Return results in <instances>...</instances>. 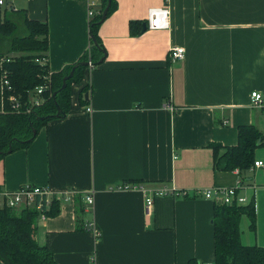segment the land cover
I'll return each instance as SVG.
<instances>
[{
  "label": "crops",
  "instance_id": "crops-1",
  "mask_svg": "<svg viewBox=\"0 0 264 264\" xmlns=\"http://www.w3.org/2000/svg\"><path fill=\"white\" fill-rule=\"evenodd\" d=\"M112 4L96 28L104 59L70 85L65 116L47 121L27 147L3 157L0 186L73 191L56 215L36 221L35 240L56 264H212L213 209L222 202L194 192L235 184L256 215L253 230L241 217V242L264 247V167L251 173L214 166L215 146L221 154L235 145L239 126L249 124L262 137L254 161L264 162V111L250 104L252 91L264 99V0ZM165 4L166 28L130 32L132 22L146 24L149 8ZM12 7L46 23L51 72L90 50L97 12L87 15L86 0H6L0 22ZM172 46L184 48L183 59H169ZM135 183L168 193L147 209V191L115 188ZM90 191L92 206L85 202Z\"/></svg>",
  "mask_w": 264,
  "mask_h": 264
},
{
  "label": "trees",
  "instance_id": "trees-1",
  "mask_svg": "<svg viewBox=\"0 0 264 264\" xmlns=\"http://www.w3.org/2000/svg\"><path fill=\"white\" fill-rule=\"evenodd\" d=\"M102 1L100 11L106 5ZM112 0L107 13L112 9ZM107 15V14H106ZM101 13L90 20V50L84 52L73 64L59 72H52L45 76L47 66L40 59L47 54L48 38L47 25L31 20L22 9L13 7L0 22V57L4 59L0 66V75L3 71L9 79L15 93L26 101L27 93L37 85L49 84L45 102L26 112L25 106L19 111L6 106L5 112H0V161L3 157L19 148L27 147L39 129L47 121L56 118V106L61 112L57 117H63L69 109V88L72 83L81 81L86 66L81 62L92 60L93 66L100 64L104 59L105 49L96 34V28L101 23ZM132 22L130 32L141 33L142 28H136ZM95 41V43L93 42ZM75 66V67H74ZM74 67L73 75L67 80L66 87L60 89L62 78ZM55 97L54 91L58 90ZM89 88L84 87L81 93L83 105L88 103L85 94ZM41 119L42 117H46ZM35 130V131H34ZM35 132V133H34ZM261 132L252 124L241 125L238 128L237 143L223 147V152H217L215 146L214 166L219 169H235L247 171L254 162V150L261 143ZM10 149V151H8ZM59 212V200L52 198L47 211V217ZM38 212L34 209H16L0 205V259L4 264H56L52 252L47 246L39 245L35 240L36 220ZM246 216L249 227L255 228L254 202L247 204H215L212 216L214 237V261L212 264H264V247L245 245L240 239V220Z\"/></svg>",
  "mask_w": 264,
  "mask_h": 264
},
{
  "label": "built area",
  "instance_id": "built-area-1",
  "mask_svg": "<svg viewBox=\"0 0 264 264\" xmlns=\"http://www.w3.org/2000/svg\"><path fill=\"white\" fill-rule=\"evenodd\" d=\"M6 0H0V5L4 4ZM87 1V15L89 17L93 16L95 12L101 13L100 8L102 5V0H86ZM95 6H100L98 11H95ZM168 16L169 9L167 4L159 7H151L147 12V22L146 27L148 29H163L168 26ZM185 50L180 46H172L169 50V59L181 60L184 58ZM8 61L9 59H4ZM3 57H0V66L4 61ZM40 61L47 66V71L45 76L49 78L52 74L47 64V56H44ZM92 60L89 57L88 65L92 66ZM50 88L49 84H40L37 85L31 92L27 93L26 101L20 99V94L14 92L13 87L6 76V72L3 71L0 75V112L3 113L6 110V106L11 107L12 109L19 111L22 106H25L26 112H30L33 108L41 105L45 102L46 92ZM250 104L254 107H260L264 111V99L260 92L252 91L250 93ZM171 111L175 110L174 106L171 103H166L165 105ZM87 111H90L89 106L86 107ZM264 167V162L262 160H255L253 165L250 166V170L254 168ZM237 172L239 171L236 169ZM117 189H139L142 191H147L145 197V207L150 209L153 204L154 197L156 195H162L168 193V189L163 187L160 189H146L142 184H121L116 186ZM240 184H235L232 186H214L212 188H207L202 191H196L194 194L202 195L207 199H219L224 204L238 203L243 204L245 198L239 195L238 189ZM60 192H54L51 188L41 185H32V184H22L18 188L13 190H7L0 186V205L12 209H34L37 210L38 216L36 221H43L47 218L45 211L48 210L52 198L55 197L59 201L62 199H71L73 191L67 190L63 194ZM62 195V196H61ZM93 191L87 192L85 195V202L87 205H93ZM210 264V263H206Z\"/></svg>",
  "mask_w": 264,
  "mask_h": 264
},
{
  "label": "water",
  "instance_id": "water-1",
  "mask_svg": "<svg viewBox=\"0 0 264 264\" xmlns=\"http://www.w3.org/2000/svg\"><path fill=\"white\" fill-rule=\"evenodd\" d=\"M110 2H111V0H107V2H106V5H105V7L103 8V10H102V12H101V18H100V22L101 21H103V19L106 17V14H107V11H108V8H109V6H110ZM146 29V24H143L142 25V31H144ZM141 31V32H142ZM94 43H95V41H93ZM102 61V59H100V62ZM82 63V65H84V66H88V61H86V62H81ZM75 67V66H74ZM74 67H72L71 69H70V71L68 72V74H66V75H64L63 76V78H62V83H61V86H60V89H64L65 87H66V83H67V80L68 79H70L71 77H72V75H73V71H74ZM59 91V89L58 90H56V91H54L53 92V94H52V97L54 98L55 97V95H56V93ZM85 98H87V94H85ZM60 112H61V110H60V108H59V106H56V113L54 114V116H59V114H60ZM48 116H46V117H42L41 119H44V118H47ZM35 131V130H34ZM35 133V132H34ZM8 151H10V149L8 150Z\"/></svg>",
  "mask_w": 264,
  "mask_h": 264
},
{
  "label": "rangeland",
  "instance_id": "rangeland-1",
  "mask_svg": "<svg viewBox=\"0 0 264 264\" xmlns=\"http://www.w3.org/2000/svg\"><path fill=\"white\" fill-rule=\"evenodd\" d=\"M249 171H250L251 173H253V171H251V170H249ZM254 173L257 175L258 171L255 170ZM263 174H264V171H263ZM252 177H253V176H252ZM19 211H20V209H18V210L16 209V212H19Z\"/></svg>",
  "mask_w": 264,
  "mask_h": 264
}]
</instances>
